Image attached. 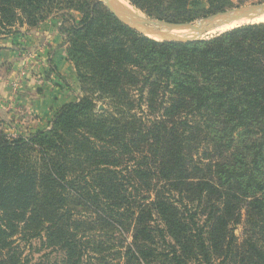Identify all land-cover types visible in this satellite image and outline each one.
Segmentation results:
<instances>
[{
    "label": "trees",
    "instance_id": "trees-1",
    "mask_svg": "<svg viewBox=\"0 0 264 264\" xmlns=\"http://www.w3.org/2000/svg\"><path fill=\"white\" fill-rule=\"evenodd\" d=\"M127 1L172 23L235 7ZM51 18L82 96L0 130V264H264V23L160 42L99 0H0V37Z\"/></svg>",
    "mask_w": 264,
    "mask_h": 264
},
{
    "label": "crops",
    "instance_id": "crops-1",
    "mask_svg": "<svg viewBox=\"0 0 264 264\" xmlns=\"http://www.w3.org/2000/svg\"><path fill=\"white\" fill-rule=\"evenodd\" d=\"M59 26V20L51 18L35 29L22 28L19 35L0 38L1 128L16 127L11 118L22 113L20 128H26L27 119L28 130L47 129L60 108L80 97V84L67 60ZM17 80L20 89L14 93L8 82Z\"/></svg>",
    "mask_w": 264,
    "mask_h": 264
},
{
    "label": "water",
    "instance_id": "water-1",
    "mask_svg": "<svg viewBox=\"0 0 264 264\" xmlns=\"http://www.w3.org/2000/svg\"><path fill=\"white\" fill-rule=\"evenodd\" d=\"M99 1L102 2L107 10L121 23L135 30L144 37L160 42H188L202 40L218 33H223L225 31H221L222 29L242 20H254L264 15V3H258L246 7L219 12L200 20L199 22L172 23L150 18L144 14V16L135 14L130 8L118 3L116 0ZM176 30H183L189 34H192V37H172L170 35L171 32ZM104 109L105 108L103 106L100 107V110Z\"/></svg>",
    "mask_w": 264,
    "mask_h": 264
},
{
    "label": "rangeland",
    "instance_id": "rangeland-1",
    "mask_svg": "<svg viewBox=\"0 0 264 264\" xmlns=\"http://www.w3.org/2000/svg\"><path fill=\"white\" fill-rule=\"evenodd\" d=\"M212 1H219V0H204V1H197V2H195L194 4H193V7L194 8H199V9H206V8H208L209 7V5H210V2H212ZM234 1V3H235V7H233V8H231V9H228V10H232V9H235V8H241V7H246V6H250V5H253V4H258V3H264V0H233ZM135 8V7H134ZM139 11V10H138ZM227 11V10H226ZM219 13V12H218ZM143 14V13H142ZM214 15V14H213ZM144 16V15H143ZM209 17V16H208ZM204 18H207V17H203V18H201L200 20H202V19H204ZM53 19H55V18H53ZM57 19V18H56ZM200 20H198V21H196V22H199ZM248 25V24H247ZM1 38V37H0ZM13 83L15 82V83H17L18 85H19V88L17 89V90H14V89H12V91L14 92V93H17L18 91H19V89H20V83H19V80H17V81H12ZM8 83H11L10 81L8 82ZM80 96H82V93H81V95ZM23 117V118H22ZM24 115L22 114V113H20V114H17L16 116H13L11 119L14 121L13 122V125L12 126H14V125H17L16 127H11V128H9L10 126H8L7 128H5V129H3V128H1L0 127V130L1 131H4L5 133H7L8 135H11V136H27V133H28V131H31V133L30 134H32V133H35V132H37V131H39V130H43V129H38V128H35V127H33V130L32 129H29L28 130V127L27 126H30L29 124H28V121H27V119H26V121H25V123L27 124V126H26V128L24 127V129L22 128H20V126H21V123H22V120L24 119ZM54 117V116H53ZM53 120V118L49 121V122H51ZM19 121H20V123H19ZM19 123V124H18ZM47 123H48V121H47ZM29 135V134H28ZM241 231H239V233H240Z\"/></svg>",
    "mask_w": 264,
    "mask_h": 264
},
{
    "label": "bare ground",
    "instance_id": "bare-ground-1",
    "mask_svg": "<svg viewBox=\"0 0 264 264\" xmlns=\"http://www.w3.org/2000/svg\"><path fill=\"white\" fill-rule=\"evenodd\" d=\"M118 3L130 8L135 14H138L140 16H143V14L138 11L136 8H134L133 6L130 5V3L127 1V0H116ZM255 24V23H264V15H262L261 17H258L254 20H250V19H246V20H242L238 23H235L233 25H230L224 29H222L221 31H228L230 29H234V28H237L238 26L240 25H247V24ZM172 37H176V38H189V37H192V34H189L183 30H176V31H173L171 32L170 34Z\"/></svg>",
    "mask_w": 264,
    "mask_h": 264
},
{
    "label": "built area",
    "instance_id": "built-area-1",
    "mask_svg": "<svg viewBox=\"0 0 264 264\" xmlns=\"http://www.w3.org/2000/svg\"><path fill=\"white\" fill-rule=\"evenodd\" d=\"M8 85L12 88V89H14V90H17L18 88H19V85L17 84V83H8Z\"/></svg>",
    "mask_w": 264,
    "mask_h": 264
}]
</instances>
